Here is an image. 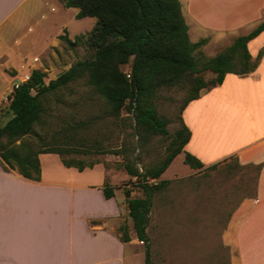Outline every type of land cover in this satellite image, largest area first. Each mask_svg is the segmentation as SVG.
<instances>
[{
	"label": "crops",
	"instance_id": "1",
	"mask_svg": "<svg viewBox=\"0 0 264 264\" xmlns=\"http://www.w3.org/2000/svg\"><path fill=\"white\" fill-rule=\"evenodd\" d=\"M51 1L60 4V12L75 17L78 10L65 8L59 0H0V65L9 61V41L25 21L39 11L40 19H55L57 8L48 9ZM215 1L221 17L227 8L232 19H206L209 0H187L190 14L192 6L199 7L196 20L206 29L204 38L209 37V43L214 36L210 30L241 29L250 23L258 25L264 18L252 19L264 10V0ZM240 8L246 9L242 14L246 19L236 14ZM61 33L62 28L50 36L45 50ZM247 49L252 60L263 53L254 71L226 74L221 84L203 89L200 97L185 107L182 120L190 138L162 176L169 179L195 171L183 163L184 153L197 158L203 168L230 157L242 165L260 166L252 194L237 203L219 238L231 251V264H264V31L248 42ZM179 156L185 168L181 172L172 169ZM39 162L37 181L0 163V264L143 263L144 255L135 248L138 240L134 232L129 231L130 241L120 239L119 227L130 228L131 218L124 193L111 183L110 175L120 171L127 178L124 171L108 170L100 164L78 171L64 167L56 154H41ZM105 180L114 189L110 199L102 192Z\"/></svg>",
	"mask_w": 264,
	"mask_h": 264
},
{
	"label": "trees",
	"instance_id": "2",
	"mask_svg": "<svg viewBox=\"0 0 264 264\" xmlns=\"http://www.w3.org/2000/svg\"><path fill=\"white\" fill-rule=\"evenodd\" d=\"M59 1L65 8L78 10L76 19H95L86 39L92 55L77 61L47 84L44 83L45 75L33 70L30 80L14 90L8 105L11 116L0 126V163L5 168L16 169L25 178L37 181L41 174V154H56L64 167L78 171L93 168L99 162L84 164L64 159V154H112L121 157L116 167L137 179L144 193L141 198H131L129 191L124 190L134 234L145 245L144 264H151L146 229L152 198L170 183L161 180L160 176L183 151L190 138L182 112L191 101L200 97L203 89L221 84L226 74L246 75L255 70L263 53L260 51L252 60L247 44L264 31V18L253 30L235 38L215 56L197 60L194 52L207 39L196 43L191 41L179 0ZM58 39L70 48L81 42L80 36L71 40L66 33ZM125 65H129L128 73L121 69ZM205 72L212 73L214 77L204 80L202 75ZM78 81H82L91 95L102 101L104 114L112 119L113 125L124 131L125 141L121 146L104 149L94 140L90 146L80 141V147H73L71 126L61 131L63 141L59 142L55 134L48 136V98L55 97L58 91ZM174 89L185 90L186 97L180 107V128L167 147L168 155L156 167H139L140 159L135 151L141 148L142 139L149 135H169L166 129L168 120L159 116L155 104L161 93ZM136 137L138 141L135 143ZM183 163L193 170L203 168L202 163L189 153H184ZM113 190L105 180L102 192L106 199L114 196ZM119 232L121 241H130L126 225H121Z\"/></svg>",
	"mask_w": 264,
	"mask_h": 264
},
{
	"label": "rangeland",
	"instance_id": "3",
	"mask_svg": "<svg viewBox=\"0 0 264 264\" xmlns=\"http://www.w3.org/2000/svg\"><path fill=\"white\" fill-rule=\"evenodd\" d=\"M179 1L191 41L196 43L207 39V42L194 52L197 60L215 56L227 48L236 37L247 34L257 26L250 23L241 29L210 30L214 36L209 43V37L204 38L206 29L196 20V17L200 16L199 7L192 6L193 13L190 14L187 0ZM57 3L51 1L48 7V9L51 6L57 8L55 19H40L39 11L33 19L25 21L14 39L9 41L12 44V50L8 55L9 61L0 65V126L11 116L8 111L9 101L5 102L4 99L10 98L12 84L27 71V65L33 58L38 59V62L33 64L34 69L45 75L44 83L47 84L77 61L92 55L86 39L95 19H76L72 17L71 12H60L61 6ZM216 4L215 0H209L210 8L206 19L214 21L232 19V15H227L230 12L227 8L224 9L225 12L221 17L219 13L221 8ZM245 10L240 8L239 12L236 11V14L239 13L241 16L239 19H246L242 17ZM42 12H45V8ZM263 13L264 10H261L260 16L257 18L253 16L252 19H261L264 17ZM47 18H51V14H48ZM42 26L45 28L44 33ZM28 28H31L30 32ZM60 28L63 30L60 35L66 33L71 40L75 36H80L81 42L70 48L59 41V35L57 42L49 43L45 50L47 42H50V36ZM1 60L2 57L0 63ZM8 64L11 66L9 67ZM121 69L128 73L129 65L122 66ZM202 76L206 81L214 77L210 72H205ZM185 97L186 91L181 89L164 91L160 94L155 105L159 116L168 120L166 129L169 135L165 137L149 135L142 139L141 148L135 151V155L140 159L139 167H156L168 155L167 147L174 133L180 128V107ZM47 102L50 107L48 136L55 134L59 142L63 141L61 131L71 126L74 135L71 143L73 147L77 145L80 147V141L90 146V143L97 140L104 149L119 147L124 143V131L112 124V119L104 114L102 101L92 96L82 81L58 91L55 97H49ZM134 141L136 143L138 137ZM63 158L82 161L84 164L98 160L99 164L108 170H119L116 165L121 161V157L112 154H64ZM215 165V167L210 166L211 168L180 173L169 179L160 176L161 180L170 183L152 198L146 229L151 264H231V251L228 246L222 244L219 236L237 203L252 194L259 171L256 165L240 164L236 157H230ZM182 166L184 164L179 156L175 159L172 169L181 172L185 169ZM120 170L123 172V169ZM110 178L111 183L118 184V188L123 193L124 190H128L131 198L144 196L137 179L129 176L126 178L120 171L115 175L111 174ZM149 182L152 183L153 180ZM127 227L128 232H134L132 221L130 228ZM135 248L137 253L144 255L145 245L141 241L135 242Z\"/></svg>",
	"mask_w": 264,
	"mask_h": 264
},
{
	"label": "built area",
	"instance_id": "4",
	"mask_svg": "<svg viewBox=\"0 0 264 264\" xmlns=\"http://www.w3.org/2000/svg\"><path fill=\"white\" fill-rule=\"evenodd\" d=\"M36 62H38V59L37 58H33L32 62L27 65V71L25 73H23V75H21V77L19 79H16L17 81L15 83L12 84L10 98L8 99V97H5V99H4L5 102L9 101V103H10L14 90L19 85H21L23 83H26V82H28L30 80V74H31V72L33 70H35L34 69L35 67H33L34 66L33 64L36 63Z\"/></svg>",
	"mask_w": 264,
	"mask_h": 264
}]
</instances>
